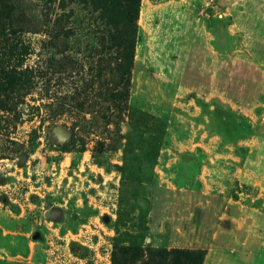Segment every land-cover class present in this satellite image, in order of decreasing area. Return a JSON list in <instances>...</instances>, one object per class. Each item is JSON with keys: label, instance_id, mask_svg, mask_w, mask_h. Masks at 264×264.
<instances>
[{"label": "rangeland", "instance_id": "1", "mask_svg": "<svg viewBox=\"0 0 264 264\" xmlns=\"http://www.w3.org/2000/svg\"><path fill=\"white\" fill-rule=\"evenodd\" d=\"M125 10L0 0V264H264V0Z\"/></svg>", "mask_w": 264, "mask_h": 264}, {"label": "trees", "instance_id": "2", "mask_svg": "<svg viewBox=\"0 0 264 264\" xmlns=\"http://www.w3.org/2000/svg\"><path fill=\"white\" fill-rule=\"evenodd\" d=\"M125 6L126 16L128 18L127 25L130 28V36L128 37V40L130 43H133L135 40V27L137 26V17L141 9V0H125ZM107 8V5L104 4L100 9L102 12H105ZM25 22L26 18H24V13L22 17L19 15H11L9 11H0V53H2L3 56L6 57V62L3 61L4 64L0 65V75H13L14 73L22 74L25 71H28L27 69H18L22 56H16V53H22L21 51L28 48V45L23 42V35L21 34ZM106 22L107 25H112L114 23L111 18H109V20ZM114 31L115 33L111 35H114L113 38H118V27H116ZM8 89H15L13 83H10L8 85ZM15 108L16 107L14 106L12 109L15 110Z\"/></svg>", "mask_w": 264, "mask_h": 264}, {"label": "bare ground", "instance_id": "3", "mask_svg": "<svg viewBox=\"0 0 264 264\" xmlns=\"http://www.w3.org/2000/svg\"><path fill=\"white\" fill-rule=\"evenodd\" d=\"M142 14V13H141Z\"/></svg>", "mask_w": 264, "mask_h": 264}]
</instances>
